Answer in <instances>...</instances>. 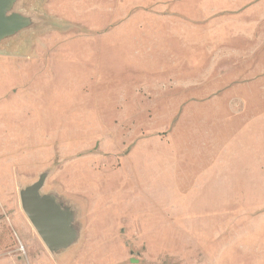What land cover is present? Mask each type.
Masks as SVG:
<instances>
[{"label": "rangeland", "instance_id": "rangeland-1", "mask_svg": "<svg viewBox=\"0 0 264 264\" xmlns=\"http://www.w3.org/2000/svg\"><path fill=\"white\" fill-rule=\"evenodd\" d=\"M140 7L26 3L46 25L23 38L22 51L0 52V61L46 62L24 83L0 63V264H264L255 110H229L218 94L148 98L150 77L130 63L133 44L121 52L120 34L106 36L134 28ZM184 107H208L210 115H186ZM43 172L41 192L75 211L78 237L62 255L48 251L20 205L19 191Z\"/></svg>", "mask_w": 264, "mask_h": 264}, {"label": "crops", "instance_id": "crops-1", "mask_svg": "<svg viewBox=\"0 0 264 264\" xmlns=\"http://www.w3.org/2000/svg\"><path fill=\"white\" fill-rule=\"evenodd\" d=\"M242 2L140 0V10L132 17L134 28H130V22L106 36L111 39L120 34L121 52L133 44L135 60L130 63L150 77L148 98L168 93L176 100L210 101L209 96L218 94L226 96L225 106L229 110L232 103L234 109H254L255 143L258 155L263 156L264 33H259L257 25L264 18V5ZM103 40V47H108L110 40ZM43 62L46 61H0L7 64V70L12 68L13 75L9 76H13V82L39 76L31 70ZM34 93L30 92L28 97L37 95ZM233 93L239 94L238 102L231 101ZM188 110L184 107V114L210 115L208 107L206 111ZM251 129L245 128L243 132Z\"/></svg>", "mask_w": 264, "mask_h": 264}, {"label": "water", "instance_id": "water-1", "mask_svg": "<svg viewBox=\"0 0 264 264\" xmlns=\"http://www.w3.org/2000/svg\"><path fill=\"white\" fill-rule=\"evenodd\" d=\"M28 0H0V52H20L24 37L46 25L45 18L25 10ZM47 177L19 191L21 209L51 254H61L77 240L75 211L55 193H42Z\"/></svg>", "mask_w": 264, "mask_h": 264}, {"label": "bare ground", "instance_id": "bare-ground-1", "mask_svg": "<svg viewBox=\"0 0 264 264\" xmlns=\"http://www.w3.org/2000/svg\"><path fill=\"white\" fill-rule=\"evenodd\" d=\"M8 127H9V125H8ZM64 253V252H63ZM63 253H61V255L63 254ZM66 253V252H65Z\"/></svg>", "mask_w": 264, "mask_h": 264}]
</instances>
